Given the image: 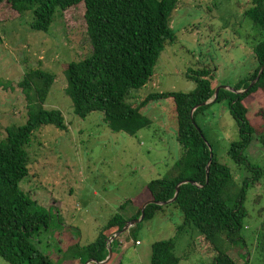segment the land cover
<instances>
[{"label": "rangeland", "instance_id": "374dc122", "mask_svg": "<svg viewBox=\"0 0 264 264\" xmlns=\"http://www.w3.org/2000/svg\"><path fill=\"white\" fill-rule=\"evenodd\" d=\"M77 5L83 8V3ZM250 6V0H178L169 18L174 37L166 41L148 82L132 89L126 101L135 106L149 93L192 91L195 82L186 75L199 68L214 73L215 87L232 86L246 78L256 66L250 41L254 26L244 14ZM79 7L64 12L57 9L48 31L43 32L30 28V12L19 15L8 4L0 6V139L6 135V127L25 122L27 100L18 83L30 69L55 75L44 108L58 109L67 124L66 130L48 124L34 132L26 148L28 175L19 183L26 195L50 212L49 228H41L32 241L55 264H80L64 256L67 247L94 241L117 213L125 218L134 215L136 206L128 203L121 208L120 204L127 198L143 197L146 184L166 175L182 154L171 98L142 107L140 112L151 123L134 135L110 130L102 112H91L85 118L74 113L64 69L90 50ZM245 105L248 116L255 119L259 104ZM195 122L212 153L231 169L234 178L238 182L246 176L251 179L248 168L237 166L227 154L239 138L227 103H210L196 115ZM244 156L263 170L260 180L247 188L244 205L248 216L240 231L253 253L257 235L264 231V149L253 139ZM182 221L177 207L164 206L152 218L134 224L132 233L126 230L115 236L116 253L104 264H113L115 259L121 264H149L152 243L166 239L174 241L178 264H210L216 254L196 230L179 231ZM225 248L243 264L242 243H226ZM0 264L8 263L0 257Z\"/></svg>", "mask_w": 264, "mask_h": 264}, {"label": "trees", "instance_id": "16d2710c", "mask_svg": "<svg viewBox=\"0 0 264 264\" xmlns=\"http://www.w3.org/2000/svg\"><path fill=\"white\" fill-rule=\"evenodd\" d=\"M80 3L83 8L77 5ZM177 3L178 0H0V6L8 4L19 15L30 12V28L43 32L48 31L57 9L63 12L82 9L89 54L80 61L68 63L64 69L66 93L78 117L102 112L103 121L110 130L134 135L151 123L140 112L142 107L165 98H171L173 102L181 156L166 175L146 184L143 197L127 198L120 204L121 208L128 203L136 206L134 215L125 218L117 213L101 227L94 241L67 247L64 256L70 262L84 264L90 260L91 264H104L101 262L108 255V238L127 220L138 218L144 204L151 201L144 206L142 220L152 218L166 205H174L183 218L178 230H196L216 254L210 264H238L228 254L226 243H242L243 264H264V231L257 235L253 253L240 235L243 221L248 216L244 205L247 188L263 175L262 168L244 156V150L253 139L264 149V69L253 86L247 91L242 90L264 64V0H250L251 6L244 13L254 26L250 41L256 66L246 78L232 85L235 91L242 92L219 89L215 99L194 109V122L190 118L191 109L214 96V73L207 68L187 73L186 77L195 82L192 91L149 93L135 106L126 101L132 89H139L148 82L166 41L174 37L169 18ZM54 78L53 73L41 68L30 69L23 75L18 84L27 100L25 122L6 127V135L0 139V257L8 264H55L32 241L41 228H49L50 212L19 186L28 175L26 148L34 132L48 124L58 130L67 129L58 109L44 108ZM220 101L227 103L239 133L227 154L237 166L248 168L251 179L246 176L238 182L234 178L231 169L210 151L204 133L195 122L198 113L210 103ZM249 102L254 106L259 104L253 116L255 119L248 116L245 104ZM184 180L191 182L179 185L174 201L158 204L170 200L176 185ZM133 228L130 227L128 233H132ZM115 245L118 246L116 239L110 243L113 256ZM174 247L172 239L152 243L149 264H178L180 257L174 253ZM113 264H121V261L115 259Z\"/></svg>", "mask_w": 264, "mask_h": 264}, {"label": "water", "instance_id": "95a60500", "mask_svg": "<svg viewBox=\"0 0 264 264\" xmlns=\"http://www.w3.org/2000/svg\"><path fill=\"white\" fill-rule=\"evenodd\" d=\"M263 69H264V64L260 67V69H259L257 75L255 76V78L252 79V80L250 81V83L248 84V87L245 88V89L242 90V91H247L249 87H251V86H253V85L255 84V82L259 79L261 73L263 72ZM219 89H227V90H230V91H233V92H242V91H235V90L233 89L232 86L218 85V86L215 87V89H214V96H213V98H212L211 100H209V102L212 101L213 99H215V97H216V95H217ZM206 103H208V101H205V102H203V103H201V104H197V105H195V106L191 109V111H190V118H191L192 122H194V120H193V116H192L194 109L197 108V107H199V106H201V105H204V104H206ZM209 149H210V148H209ZM210 151H211V149H210ZM207 172H208V166H206V174H207ZM187 181H189V180L181 181L180 183H178V184L176 185L174 196H173L170 200L165 201V202H159L158 204L164 205V204H167V203H170V202L174 201L175 198H176V195H177V193H178V191H179V185H180L181 183H184V182H187ZM189 182H191V181H189ZM150 202H151V201H147V202L144 204V206H145L147 203H150ZM144 206L142 207V209H141V213H140V216H139L138 218H133V219L127 220V221L124 223V225L122 226V228H121L119 231L115 232V234H113L112 236H110V237L108 238V247H107V249H108V255H107V257L105 258V260H103L101 263H104V262H105V261H106V260L112 255V251H111L110 243L114 240L115 236H117V235H119V234L125 232L126 230L129 229V227H131V226H133L134 224H136V223H138L139 221H141V219H142L143 216H144ZM88 262H90V260H87V261H86V263H88Z\"/></svg>", "mask_w": 264, "mask_h": 264}, {"label": "built area", "instance_id": "2783aa9c", "mask_svg": "<svg viewBox=\"0 0 264 264\" xmlns=\"http://www.w3.org/2000/svg\"><path fill=\"white\" fill-rule=\"evenodd\" d=\"M135 243H138V241H135Z\"/></svg>", "mask_w": 264, "mask_h": 264}, {"label": "clouds", "instance_id": "9594fccd", "mask_svg": "<svg viewBox=\"0 0 264 264\" xmlns=\"http://www.w3.org/2000/svg\"><path fill=\"white\" fill-rule=\"evenodd\" d=\"M211 100V99H210ZM211 102V101H210ZM208 103H209V100H208Z\"/></svg>", "mask_w": 264, "mask_h": 264}, {"label": "crops", "instance_id": "0c3cea01", "mask_svg": "<svg viewBox=\"0 0 264 264\" xmlns=\"http://www.w3.org/2000/svg\"><path fill=\"white\" fill-rule=\"evenodd\" d=\"M237 82V81H236Z\"/></svg>", "mask_w": 264, "mask_h": 264}]
</instances>
